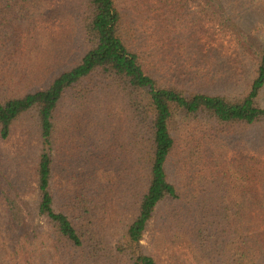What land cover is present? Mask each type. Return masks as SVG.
Listing matches in <instances>:
<instances>
[{"label":"trees","instance_id":"obj_1","mask_svg":"<svg viewBox=\"0 0 264 264\" xmlns=\"http://www.w3.org/2000/svg\"><path fill=\"white\" fill-rule=\"evenodd\" d=\"M206 24L253 64L234 95L171 82ZM263 29L264 0H0V264H264Z\"/></svg>","mask_w":264,"mask_h":264},{"label":"rangeland","instance_id":"obj_2","mask_svg":"<svg viewBox=\"0 0 264 264\" xmlns=\"http://www.w3.org/2000/svg\"><path fill=\"white\" fill-rule=\"evenodd\" d=\"M196 9V5L187 3L186 12ZM151 16V15H150ZM55 30L53 26L49 27ZM206 33L198 34L196 46L191 50L185 51L184 57H188L195 64L194 69L190 66L183 67V59H179V66L174 67L171 82L183 87L187 91H196L209 95H234L246 86L252 79L253 64L249 58L241 51L236 41L228 34H220L215 26L205 25ZM264 29L262 36L264 37ZM172 65L176 64L172 62ZM161 80V79H160ZM264 106V95L262 98ZM24 138V137H23ZM23 144L20 141V134L17 130L3 149L12 156H18L17 151ZM27 152V151H26ZM230 156L237 155L236 151H231ZM246 153V152H244ZM9 193H12L11 191ZM155 225L152 224L150 230L145 235L143 243L149 245L152 236L155 233ZM178 256L175 254V257ZM174 256H169L170 259ZM179 262L176 264H195L190 256L184 258L179 256Z\"/></svg>","mask_w":264,"mask_h":264}]
</instances>
